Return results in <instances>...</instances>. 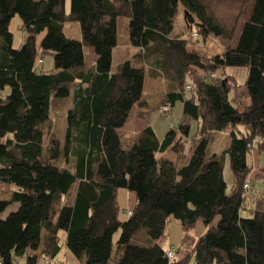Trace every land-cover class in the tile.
Instances as JSON below:
<instances>
[{"label": "trees", "instance_id": "obj_1", "mask_svg": "<svg viewBox=\"0 0 264 264\" xmlns=\"http://www.w3.org/2000/svg\"><path fill=\"white\" fill-rule=\"evenodd\" d=\"M66 1L0 0V183L12 188L11 199L0 201V214L18 204L0 219V264H12L13 256L50 264L60 250V231L81 264H186L190 258L194 264H264V193L252 187L254 175L264 182V166L255 173L250 161L254 150L263 156L264 0H251L234 46L235 27L221 26L203 0H69L68 11ZM180 14L196 36L223 39L224 51L210 58L189 51L188 42L174 36ZM15 16L26 34L17 50L9 31ZM120 17L128 18L132 47H157L175 58L178 85L163 99L172 109L175 101L182 103V119L162 141L149 126L124 139L125 145L118 133L132 109L146 105L142 69L126 62L111 73ZM69 22L79 24L80 40L64 35ZM86 47L96 57L93 70L87 68ZM46 54L53 57L51 71L39 70ZM227 68L246 69L245 82L224 75ZM199 71L218 76L207 79ZM71 95L63 142L53 133L45 144L53 103ZM192 122L197 129L189 137ZM216 132L228 133L230 143L223 155L208 156ZM184 139L191 144L186 163L161 155L180 152ZM71 157L74 175L66 168ZM77 179L74 203L62 205ZM121 190L136 202L124 220L117 203ZM172 219L182 237L169 260L162 244ZM198 221L207 230L195 239ZM139 233L146 237L140 235V243Z\"/></svg>", "mask_w": 264, "mask_h": 264}, {"label": "rangeland", "instance_id": "obj_2", "mask_svg": "<svg viewBox=\"0 0 264 264\" xmlns=\"http://www.w3.org/2000/svg\"><path fill=\"white\" fill-rule=\"evenodd\" d=\"M208 12L214 16L216 21L223 27L229 29L235 27V39L231 42L230 46H234L235 40L239 35L240 29L246 20V17L251 8V0H203ZM66 9L69 10V0L66 1ZM183 14L179 15L178 20L176 21V26L174 29V36H178L179 38H183L189 44V51H194L199 53L203 57L210 58L215 55H219L224 51L225 41L221 38L209 37L202 38V36H196V29L187 30L184 25ZM20 18L15 16L9 25V31L13 35L12 48L17 50L19 49L24 39L26 38V34L22 29H20ZM128 18L120 17L117 20V46L115 48L113 54V61L111 65V72L117 73L122 65L126 62H129L133 68L142 69L144 71V88L142 94V100L146 103L145 106L138 107L135 106L131 111L130 121L127 122L124 127L119 130V134L121 135L122 143L125 145L124 139L125 135H130L134 131H140L145 127L149 126L155 132V135L158 140L162 141L166 135V133L171 128H176L182 119V110L183 106L180 101H175L173 109L170 113L164 117H160L157 115V111L155 109L156 104L158 103V108L164 103V97L177 88L178 82V72L176 70V66L174 64L175 58H169L165 55L163 51L159 48L151 47L149 49H141L132 47L129 43L128 37ZM64 35L73 40H80V28L77 22H69L64 24L63 26ZM43 35H39L36 38L37 48H39L40 41ZM85 54L87 52H91L90 54H86V60L90 64L91 57L94 58V53L91 48H84ZM43 64L39 67V70L51 71L54 67L53 57L51 55H43ZM197 74H199L197 72ZM216 75L218 76V72L216 71ZM227 77H234L237 84L242 85L247 77L246 69H234L227 68L225 69V74ZM186 82L188 79L186 78ZM59 104V105H58ZM71 107L70 99L58 100L53 103L51 107L50 120H49V131H46L45 136V144L48 143L51 137H53V133L61 139V143L63 142V133L66 127V112ZM138 111L150 112L148 118H138L136 116ZM51 128V129H50ZM196 123H191V131L190 136H193L196 132ZM132 137V136H131ZM263 142V141H262ZM230 143V137L228 133H212L210 135L209 144L207 148V155L211 156L212 154L223 155L228 148ZM262 144V143H261ZM188 146L191 144H187L184 141V146L180 150V152H175L171 149H168L166 152L161 154L165 158L169 159L176 165H181V163H186V156L188 154ZM263 149V148H262ZM255 156L259 153L254 150ZM252 154V155H253ZM254 156V160H255ZM262 158V166H264V156H260ZM226 159V158H225ZM75 159L71 157V162L67 164L66 168L74 175L75 174ZM256 172H259L258 165L257 167H252ZM252 173V172H251ZM224 181L227 185L228 191L232 187L233 179L232 174L229 168L228 160L225 162L224 170H223ZM252 176V175H251ZM255 176V175H254ZM252 177V187L253 192L264 193V182L261 180ZM79 187V180L77 179L71 190L67 195L63 197L62 205H72L74 203L76 192ZM255 190V191H254ZM12 188L6 184L0 183V201H9L11 199ZM117 203L119 207V219H126L125 213L131 211L135 206V196L125 190H121L119 192ZM18 208V204H12L7 208L5 212L0 214V219H5L8 214L15 211ZM216 221L213 223V225ZM207 228L202 224V222L198 221L192 230V236L197 239L202 236ZM118 235L116 234L113 237L114 244L118 239ZM140 235L143 240L146 237L141 233L136 237L135 242L140 243ZM182 235V229L180 224L171 220L168 225V238L165 243H163V247L165 249H172L177 253L180 239ZM66 233L60 231L58 233V243L60 246L59 253L55 257L54 260L50 261V264H81L80 260L74 257L68 249L65 247ZM33 255V252L29 253ZM186 254V253H185ZM115 245L113 251V259L115 257ZM176 256L181 257V253H178ZM177 258V257H176ZM111 262V263H112ZM12 264H29L26 258H18L14 257L12 259ZM41 264V263H40ZM186 264H194V259L190 258Z\"/></svg>", "mask_w": 264, "mask_h": 264}, {"label": "built area", "instance_id": "obj_3", "mask_svg": "<svg viewBox=\"0 0 264 264\" xmlns=\"http://www.w3.org/2000/svg\"><path fill=\"white\" fill-rule=\"evenodd\" d=\"M37 63L41 64V60H38ZM198 73H199L200 76H205L207 79H212L213 80V79L217 78L216 72H214V71H206V72L199 71ZM186 89L188 91L190 88L187 87ZM171 110H172L171 105L168 102H165L157 109V115L160 116V117H164V116L168 115ZM254 144H255V142H253L252 145H254ZM251 148L252 147L250 146V149ZM251 153H253V152L251 151ZM243 188L245 190H248L250 188V186H249L248 183H246V184H244ZM125 214H126V216H130L131 215V213L129 211L126 212ZM166 258L169 259V260H172L174 258V251L172 249H170V250H168L166 252Z\"/></svg>", "mask_w": 264, "mask_h": 264}, {"label": "crops", "instance_id": "obj_4", "mask_svg": "<svg viewBox=\"0 0 264 264\" xmlns=\"http://www.w3.org/2000/svg\"><path fill=\"white\" fill-rule=\"evenodd\" d=\"M114 51H115V49L113 50V52H112V58H113V54H114ZM88 54H90L91 55V52H87ZM86 53V54H87ZM85 54V50H84V56L86 55ZM85 60H86V57H85ZM95 60H96V57L94 56V58H92L91 57V62L92 63H88L87 62V60H86V64H87V68L88 69H90V70H93L94 69V65H95ZM112 61H113V59H112ZM43 64V63H42ZM112 73V72H111ZM113 74V73H112ZM70 99V103H71V107H72V95H71V97L69 98ZM159 103V102H158ZM158 103L156 104V106H158ZM59 105V104H58ZM71 107H70V109H71ZM174 107V106H173ZM69 110H67V112H68ZM66 112V113H67ZM136 116L138 117V118H144L145 116H146V112L145 111H138L137 112V114H136ZM141 131V130H140ZM140 131H134V132H132L129 136L128 135H125V139H128V138H130L131 136H134V135H136V134H138ZM190 131H191V126H190ZM121 136V135H120ZM186 140V142H187V144H188V139H184L183 140V142ZM254 156H255V154H253L252 156H251V165L253 166V167H257V165H258V168L260 169V168H262L263 166H262V158L257 154L256 156H255V160H254ZM264 174V173H263ZM119 195V194H118ZM181 237H182V235H181ZM33 255H36V256H38L39 255V251H37V252H33ZM41 264H42V262H41Z\"/></svg>", "mask_w": 264, "mask_h": 264}, {"label": "water", "instance_id": "obj_5", "mask_svg": "<svg viewBox=\"0 0 264 264\" xmlns=\"http://www.w3.org/2000/svg\"><path fill=\"white\" fill-rule=\"evenodd\" d=\"M187 15H188V13L186 12V13H185V17H184V19L186 18ZM226 81H227V80H224L225 83H226ZM262 148H263V156H264V140H263V142H262Z\"/></svg>", "mask_w": 264, "mask_h": 264}]
</instances>
